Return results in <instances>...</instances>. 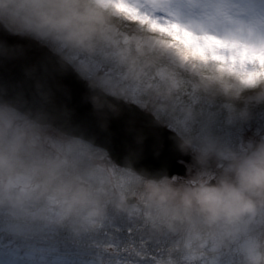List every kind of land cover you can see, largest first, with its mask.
Here are the masks:
<instances>
[{
    "label": "clouds",
    "instance_id": "clouds-1",
    "mask_svg": "<svg viewBox=\"0 0 264 264\" xmlns=\"http://www.w3.org/2000/svg\"><path fill=\"white\" fill-rule=\"evenodd\" d=\"M124 23L102 0H0V32L49 47L55 56L52 65H25L21 82L0 79V210L20 228L46 226L77 239L94 235L110 218L138 215L150 237L173 241L172 260L165 264L177 257L189 264L202 256L215 262L232 248L239 249L241 264H264V136L250 137L241 149L225 135L252 124L257 110H264V79L245 85L211 61H183L158 43L168 37L139 24H129L130 34L143 43L129 47L118 35ZM75 55L115 65L130 84L142 85L167 59L193 72L207 111H177L170 90L144 89L148 111L167 113L153 116V127L174 124L177 117L187 121V131L169 137L188 158L186 179L138 171L131 162L102 164L87 153L73 159L77 141L94 142L72 131V110L57 103L58 78L71 71L86 84L102 132L127 99L103 76L89 79L88 68L71 59ZM25 56L23 46L0 40V67ZM53 138L62 150L50 149ZM114 167L125 171L127 183ZM212 174L215 180L208 181Z\"/></svg>",
    "mask_w": 264,
    "mask_h": 264
},
{
    "label": "snow or ice",
    "instance_id": "snow-or-ice-1",
    "mask_svg": "<svg viewBox=\"0 0 264 264\" xmlns=\"http://www.w3.org/2000/svg\"><path fill=\"white\" fill-rule=\"evenodd\" d=\"M105 6L113 7L125 18L126 24H139L149 31L159 32L168 37L158 43L171 50L183 61L198 59L203 63L209 61L219 66L218 70H227L234 74L242 84L253 85L257 80L264 79V12H252L247 20L238 18L233 12L231 0H214L211 5L212 16L227 25L226 33L231 38L217 37L205 32H196L181 23L175 13L168 10L167 0H102ZM74 64L88 68V78L103 76L112 82L114 87H123V77L115 65L105 64L99 60L88 63L81 56H72ZM166 65H161L163 69ZM162 78V74H161ZM129 95L131 112L139 116L137 109H146L144 98L134 88L126 89ZM191 105L197 103L189 97ZM179 111V107L177 108ZM156 118L167 113H153ZM169 133L188 130L187 121L177 117L174 124L165 127ZM78 147L73 152V159L82 156L98 159L99 149L77 141ZM53 151H60L64 145L53 138L49 145ZM241 149L244 145L240 146ZM162 150V148L160 149ZM113 174L121 178L122 183L128 182L125 171L119 167L112 169ZM173 180L177 179L172 175ZM215 175L208 181H214ZM192 183H195L193 181ZM120 235L110 236L102 232L90 237L79 239L70 234L46 226L29 229L20 228L11 223L9 214L0 210V264H165L163 251L157 256V249H144L137 246L132 239L133 225L129 223L117 228ZM19 233V234H17ZM143 250V258L137 259L135 252ZM185 264H189L185 261ZM199 264H241L238 248H232L221 259L213 262L202 256Z\"/></svg>",
    "mask_w": 264,
    "mask_h": 264
},
{
    "label": "water",
    "instance_id": "water-1",
    "mask_svg": "<svg viewBox=\"0 0 264 264\" xmlns=\"http://www.w3.org/2000/svg\"><path fill=\"white\" fill-rule=\"evenodd\" d=\"M0 40L26 49L23 60L5 63L0 67V79L7 83L21 82L25 65L55 63V56L48 47L11 37L3 32H0ZM58 85L60 91L57 93V103L65 104L74 114L72 131L93 141L98 149L107 153L111 162L119 166L131 162L136 170H147L154 175L186 176L188 158L175 151L169 139L171 133L165 127H153L152 114L137 109L140 115L134 116L131 112L133 105L124 101L120 105L119 117H110L107 132H102L93 117L91 106L87 103L86 84L76 74L68 71L58 78Z\"/></svg>",
    "mask_w": 264,
    "mask_h": 264
},
{
    "label": "rangeland",
    "instance_id": "rangeland-1",
    "mask_svg": "<svg viewBox=\"0 0 264 264\" xmlns=\"http://www.w3.org/2000/svg\"><path fill=\"white\" fill-rule=\"evenodd\" d=\"M168 2L172 6H169ZM167 3H168V10L172 13H175L177 17L179 18L180 22L190 27L192 30L198 33L205 32L207 34L217 36V37H223L225 35L227 25H225L224 23L215 19L212 16L211 5L214 3V0H187V2L186 0H167ZM231 4L233 5V9H232L233 12L238 14V18L242 20H247L249 18L248 14L254 11L259 12L260 9L262 8V6H260L259 3L252 1V0H231ZM130 33H131V26L129 24L124 23L119 26L118 35L122 37V42L125 45L131 46L133 48L141 46L143 41L139 37H137L135 34H130ZM81 59H83L85 62H88V63L93 62L92 59H89L87 57L81 56ZM163 61H167L168 63L171 64V66L176 67L180 69L182 72H184L185 74H187V76L191 80L190 83L194 84L195 76L188 67L180 65L175 60H172V59H167ZM119 71L121 72L120 69ZM116 88L123 89L127 97L125 101L128 102L129 95L126 89L129 87L124 85L123 87H116ZM131 88H134L137 90L136 87H131ZM155 89H167V87H157ZM139 94L141 95V93ZM184 96L185 97H175L174 98L176 108L179 107V110L193 109V110H199L202 112L207 111L202 108L203 106L199 105L203 103V101L201 100V98H199V96L198 98L194 97L195 99H197L196 101L199 103V104L196 103L195 105H191L188 102L189 100L187 99L188 95L184 94ZM145 102H148L147 98L145 99ZM158 102H161V101H158ZM163 104H164V101L161 103V105ZM143 110H148V106L146 107V109H143ZM258 112L259 111L256 112V116H255L256 119L252 124L248 125L245 128L225 133L230 143H232L234 146L240 147L241 145H245L247 140L250 137L264 136V118H263L264 114L257 116ZM98 160H100L102 164L111 163L107 155L101 152H100V157L98 158ZM189 171H190L189 165H187L186 176L181 177V178L177 177V178L181 180L186 179ZM211 176H214V174L209 175L207 177V180H210Z\"/></svg>",
    "mask_w": 264,
    "mask_h": 264
},
{
    "label": "trees",
    "instance_id": "trees-1",
    "mask_svg": "<svg viewBox=\"0 0 264 264\" xmlns=\"http://www.w3.org/2000/svg\"><path fill=\"white\" fill-rule=\"evenodd\" d=\"M252 1L259 3L260 6H262L260 12H264V0H252ZM186 2H187V0H186ZM169 6H172V5L169 3ZM129 47H131V46H129ZM161 65H166V66L162 69ZM121 74L123 77V84L127 87H136L138 92L141 93V96L144 98V100L146 98L148 99V97L146 96V94L144 92V89L147 88L149 90H152V89H155L157 87H167V89L172 92L174 98L175 97H185L184 94L188 95L187 99H189V97L198 98L196 89L194 90L195 85L190 83L191 80L187 76V74L182 72L180 69L171 66V64L168 63L167 61H161V63L158 65V67L155 70L148 72L147 76L145 77V79L142 82V85L128 83L126 81V79L124 78L122 71H121ZM161 74H162V78H161ZM162 102L163 101L157 102V103L161 104ZM145 103L148 106V102H145ZM199 105L203 106L202 108L204 110H209V107L206 104H204V102L199 104ZM257 111H259L257 113V116L264 114V110H257ZM263 118H264V116H263ZM129 223H131L133 225L134 232L131 235H132V239L136 242L138 248L141 245L143 246L144 249L155 248V249H157V252H156L157 256L160 255L161 250L166 249L163 251L162 259L164 261H166V260L171 261L172 260V256L170 255V250H171L173 241L167 237H164V238H152V237H150L147 234L146 225L143 223V220L138 215H133L130 217H113V218H110L109 221L105 225H103L100 228V230L97 233H95L94 235H98L102 232H108L110 236L120 235V233H118L116 231V229L120 228V227H124V226L128 225ZM91 236H93V235H91ZM87 237H90V236H87ZM134 255L137 259H142L143 258V250L138 249ZM175 264H185V258L184 257H177L175 260Z\"/></svg>",
    "mask_w": 264,
    "mask_h": 264
},
{
    "label": "flooded vegetation",
    "instance_id": "flooded-vegetation-1",
    "mask_svg": "<svg viewBox=\"0 0 264 264\" xmlns=\"http://www.w3.org/2000/svg\"><path fill=\"white\" fill-rule=\"evenodd\" d=\"M99 152H101V153H105V155H107V153L105 152V151H102V150H99ZM107 157H108V155H107ZM109 158V157H108ZM110 160V159H109ZM110 162H111V160H110ZM112 163V162H111ZM179 178H181V177H179Z\"/></svg>",
    "mask_w": 264,
    "mask_h": 264
}]
</instances>
